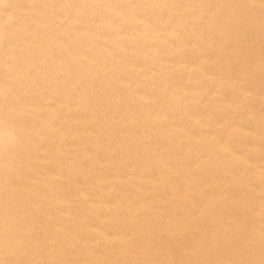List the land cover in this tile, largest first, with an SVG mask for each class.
I'll return each instance as SVG.
<instances>
[{"label":"bare ground","instance_id":"obj_1","mask_svg":"<svg viewBox=\"0 0 264 264\" xmlns=\"http://www.w3.org/2000/svg\"><path fill=\"white\" fill-rule=\"evenodd\" d=\"M0 264H264V0H0Z\"/></svg>","mask_w":264,"mask_h":264},{"label":"clouds","instance_id":"obj_2","mask_svg":"<svg viewBox=\"0 0 264 264\" xmlns=\"http://www.w3.org/2000/svg\"><path fill=\"white\" fill-rule=\"evenodd\" d=\"M10 144H11V139L9 138V139L6 141L5 146H6V147H7V146H10Z\"/></svg>","mask_w":264,"mask_h":264}]
</instances>
